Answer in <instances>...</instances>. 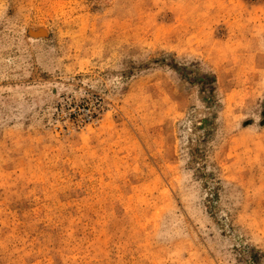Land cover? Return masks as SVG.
I'll return each instance as SVG.
<instances>
[{"label":"rangeland","instance_id":"obj_1","mask_svg":"<svg viewBox=\"0 0 264 264\" xmlns=\"http://www.w3.org/2000/svg\"><path fill=\"white\" fill-rule=\"evenodd\" d=\"M0 264H264V0H0Z\"/></svg>","mask_w":264,"mask_h":264},{"label":"water","instance_id":"obj_2","mask_svg":"<svg viewBox=\"0 0 264 264\" xmlns=\"http://www.w3.org/2000/svg\"><path fill=\"white\" fill-rule=\"evenodd\" d=\"M33 35H40L39 32H31Z\"/></svg>","mask_w":264,"mask_h":264},{"label":"bare ground","instance_id":"obj_3","mask_svg":"<svg viewBox=\"0 0 264 264\" xmlns=\"http://www.w3.org/2000/svg\"><path fill=\"white\" fill-rule=\"evenodd\" d=\"M44 34V33H43ZM37 36V35H36Z\"/></svg>","mask_w":264,"mask_h":264}]
</instances>
